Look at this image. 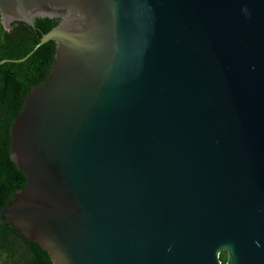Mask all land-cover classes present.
I'll return each instance as SVG.
<instances>
[{"label": "water", "instance_id": "95a60500", "mask_svg": "<svg viewBox=\"0 0 264 264\" xmlns=\"http://www.w3.org/2000/svg\"><path fill=\"white\" fill-rule=\"evenodd\" d=\"M57 19L0 214L52 264H264V0H0Z\"/></svg>", "mask_w": 264, "mask_h": 264}, {"label": "trees", "instance_id": "16d2710c", "mask_svg": "<svg viewBox=\"0 0 264 264\" xmlns=\"http://www.w3.org/2000/svg\"><path fill=\"white\" fill-rule=\"evenodd\" d=\"M59 24L57 19L37 18L35 26L13 22L7 29L0 14V62L25 58L41 37ZM56 44L50 41L25 61L0 64V206L11 202L27 184V174L11 159V128L23 109L26 96L43 83L55 60ZM0 214V264H52L49 254L25 238L16 226ZM223 261H226L225 256Z\"/></svg>", "mask_w": 264, "mask_h": 264}, {"label": "flooded vegetation", "instance_id": "af4514ba", "mask_svg": "<svg viewBox=\"0 0 264 264\" xmlns=\"http://www.w3.org/2000/svg\"><path fill=\"white\" fill-rule=\"evenodd\" d=\"M224 256H225V258H226V260H227V252H226V251H222L221 254H220V258H221L223 264H226V261H225V262L223 261V257H224Z\"/></svg>", "mask_w": 264, "mask_h": 264}]
</instances>
